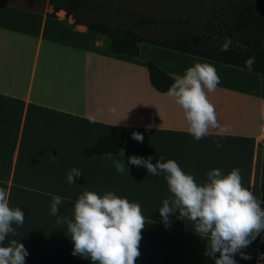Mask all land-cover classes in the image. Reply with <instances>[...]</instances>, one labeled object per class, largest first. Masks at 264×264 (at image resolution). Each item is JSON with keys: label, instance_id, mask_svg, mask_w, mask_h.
<instances>
[{"label": "crops", "instance_id": "obj_1", "mask_svg": "<svg viewBox=\"0 0 264 264\" xmlns=\"http://www.w3.org/2000/svg\"><path fill=\"white\" fill-rule=\"evenodd\" d=\"M51 11L49 0H0V188L9 192V206L25 215L4 244H24L25 264H92L72 255L67 225L50 214L52 196L62 197L59 214L71 219L85 190L101 196L113 191L139 203L146 217L137 264H215L192 222L178 219V211L169 226L162 222L159 208L172 195L163 173L148 174L128 157L175 160L199 184L214 168L222 175L239 168L243 186L261 198L264 74L148 42L138 43V55L116 53L105 33L76 23L64 10ZM148 62L176 79L197 62L213 65L220 84L207 98L220 127L194 139L168 91L151 85ZM102 134L120 140L124 157L83 154ZM113 160L125 161L123 173ZM73 167L83 175L70 184ZM259 240L244 250L251 259L237 254V264H256Z\"/></svg>", "mask_w": 264, "mask_h": 264}, {"label": "clouds", "instance_id": "obj_2", "mask_svg": "<svg viewBox=\"0 0 264 264\" xmlns=\"http://www.w3.org/2000/svg\"><path fill=\"white\" fill-rule=\"evenodd\" d=\"M231 45V39L227 38L220 50L229 51ZM254 64V56L245 61L248 71L253 70ZM219 84L216 68L197 62L169 87L168 95L183 110L187 131L196 140L208 136L210 129L220 127L215 106L207 98V93L215 91ZM131 135L143 143L141 133ZM215 145L218 149L222 147L219 141H215ZM120 155L124 157L123 149ZM106 158L112 159V153H107ZM52 159L55 162V156ZM151 160V156L128 157V163L145 167L148 174L163 173L172 194L159 208L166 227L170 225V217L178 211L177 218L192 222L194 232L206 241L204 255L214 259L215 264H237L234 258L237 254L242 259H251L244 250L264 232V207L261 206L264 199L243 186L239 168H233L226 175L214 168L207 173L206 181L199 184L175 160L163 162V156L155 164ZM113 165L118 173L125 171V161L113 160ZM81 175L82 171L73 167L67 180L74 184V178ZM62 202L61 196L53 195L50 214L57 217V224L67 225L74 245L72 255L90 259L92 264H137L142 230L147 223L139 203L130 202L113 191L101 196L85 190L75 200L70 219L59 214ZM24 220L19 207L9 206V192L0 188V264H25L28 251L24 244L16 239L4 244L9 234H16L13 225H23Z\"/></svg>", "mask_w": 264, "mask_h": 264}, {"label": "rangeland", "instance_id": "obj_3", "mask_svg": "<svg viewBox=\"0 0 264 264\" xmlns=\"http://www.w3.org/2000/svg\"><path fill=\"white\" fill-rule=\"evenodd\" d=\"M80 1L79 15L83 20L109 30L129 31L145 40L172 44L178 38L197 37L206 49L222 45L230 38L231 48L249 47L246 41L249 31L236 25V7L244 0ZM247 1L264 22V0Z\"/></svg>", "mask_w": 264, "mask_h": 264}, {"label": "trees", "instance_id": "obj_4", "mask_svg": "<svg viewBox=\"0 0 264 264\" xmlns=\"http://www.w3.org/2000/svg\"><path fill=\"white\" fill-rule=\"evenodd\" d=\"M49 4L52 6L50 16H55V13L59 10H64L66 15H71L76 23H82L87 25L91 29L98 30L105 33L111 40L112 49L116 53H128L132 55L139 54V42H148L159 46L175 49L181 52L201 56L204 58L212 59L217 62L227 63L245 69V61L249 57H255V64L253 70L264 74V22L259 18L258 13L255 11V7L252 4L244 0V2L236 7L237 18L236 25L243 29H246L248 39H246L248 46L245 49L230 48L229 51H221L220 46H213L202 48L201 40L197 37L187 40L185 38H178L175 43L168 42H155L152 40H145L136 34L125 30H109L106 26L93 24L83 20L79 15V9L81 7L80 0H49ZM149 81L151 85L160 92H167L169 87L174 83L176 78L166 73L155 64L148 62L147 64ZM120 149H123V145L120 140L111 134H102L97 139L83 148V154L90 156L96 154H119ZM260 191L261 199H264V153L262 159V170L260 177ZM264 207V204L261 205ZM259 249L264 253V232L260 234Z\"/></svg>", "mask_w": 264, "mask_h": 264}, {"label": "built area", "instance_id": "obj_5", "mask_svg": "<svg viewBox=\"0 0 264 264\" xmlns=\"http://www.w3.org/2000/svg\"><path fill=\"white\" fill-rule=\"evenodd\" d=\"M262 138L264 139V127L262 128ZM256 264H264V253L262 251L258 252Z\"/></svg>", "mask_w": 264, "mask_h": 264}]
</instances>
